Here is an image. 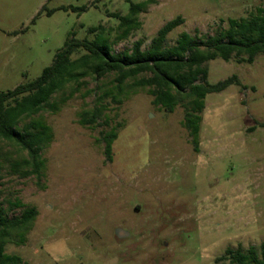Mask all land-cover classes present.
Returning a JSON list of instances; mask_svg holds the SVG:
<instances>
[{
	"label": "rangeland",
	"instance_id": "rangeland-1",
	"mask_svg": "<svg viewBox=\"0 0 264 264\" xmlns=\"http://www.w3.org/2000/svg\"><path fill=\"white\" fill-rule=\"evenodd\" d=\"M262 8L264 0H156L130 15L126 0H0V92L39 77L72 35L104 40L113 55L130 53L136 42L146 50L177 15L183 23L167 35L169 46L182 32L198 41ZM111 13L130 24L119 27ZM206 66L209 83L235 75L244 88L206 95L195 138L182 127L180 105L166 113L152 103L153 87L137 85L150 76L142 72L122 83L115 72L80 75L20 119L16 132L45 126L49 138L39 176L30 173L26 151L0 139L3 254L20 264H215L226 248H258L264 54L251 64L216 59ZM95 110V123L80 122ZM108 133L115 134L110 159ZM29 209L25 224L8 226Z\"/></svg>",
	"mask_w": 264,
	"mask_h": 264
},
{
	"label": "trees",
	"instance_id": "trees-1",
	"mask_svg": "<svg viewBox=\"0 0 264 264\" xmlns=\"http://www.w3.org/2000/svg\"><path fill=\"white\" fill-rule=\"evenodd\" d=\"M126 1L129 3L130 15H134L156 0H144L138 4ZM85 9L80 8L81 11ZM258 11L259 14L248 19H230L226 29L198 41L182 32L174 44L169 46L166 45L167 35L183 23L182 17L177 15L159 29L146 50H140L141 42H136L130 53L113 55L109 53L104 40H79L72 35L39 77L19 84L10 91L0 92V139L14 142L26 151L31 166L30 173L39 176L40 152L44 148V141L49 138L48 128L42 126L38 132H30V127L26 126L23 131L16 132L20 119L37 114L54 93L61 91L64 85L75 81L78 76L90 73L95 78H100L111 72L117 74L119 83L141 72L149 73L150 76L141 79L137 85L141 88L153 87L148 90V94L153 97L152 103L161 106L166 113H172L180 105L184 109L182 127L189 136L195 138L199 133L200 114L206 95L219 93L232 85L244 88L235 75L209 83L206 79L207 62L216 59L228 62L233 59L236 63L251 64L257 55L264 54V8ZM109 17L117 19L119 27H127L131 22L128 17L118 13H111ZM99 29L100 26L90 31ZM81 52L84 53L79 54ZM98 116V111L95 110L89 118L82 117L80 122L95 123ZM260 126L264 127V123H260ZM104 139V154L110 159L115 134L108 133ZM33 213V209L23 211L8 226L25 224ZM4 233L1 232V235ZM3 243L0 240V264H20L18 257L3 254ZM214 263L264 264V241L258 248H226L221 256L214 259Z\"/></svg>",
	"mask_w": 264,
	"mask_h": 264
}]
</instances>
